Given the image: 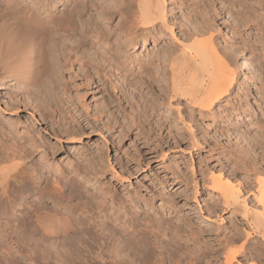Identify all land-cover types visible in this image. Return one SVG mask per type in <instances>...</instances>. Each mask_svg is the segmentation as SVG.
<instances>
[{"label":"bare ground","instance_id":"obj_1","mask_svg":"<svg viewBox=\"0 0 264 264\" xmlns=\"http://www.w3.org/2000/svg\"><path fill=\"white\" fill-rule=\"evenodd\" d=\"M185 1L180 0L179 5ZM224 1L223 6L228 9L226 14L236 22L231 23L233 26H224L230 27L231 37L223 33L217 23L216 18L220 15L217 6L208 8L204 3L193 2L187 9L185 20L188 23L184 21L189 24L187 27L184 23L169 21L168 12L172 9L168 8L166 0H0V84L11 82L20 92L35 98L34 107L41 121H49L55 131V114L60 120H65L66 116L74 121L78 117L84 121L88 119L87 113L78 108L83 94L75 87L73 95L71 78L83 77L117 100L122 92L128 101L123 91L126 89L135 96L136 85L140 82L151 87L147 97H152L151 90H156V98L168 109H175L181 130L191 138L192 144L197 145L192 124L195 112L201 118L219 116L221 113L215 108L226 101L229 104L223 109L226 122L223 127L227 130L235 107L228 97L239 81L241 66L246 63L242 60L239 64L238 57L245 59L246 52L259 51L253 57L260 64L264 58L263 1L254 0L257 7L248 0ZM237 4L243 12L238 10L240 16L231 17L229 11ZM183 7L188 6L184 4ZM252 20L260 31L259 35L254 34V41L251 40L256 44L249 43L245 38L248 34L245 37L242 34L245 32L242 27ZM164 31L170 33L168 43L159 44L146 55L135 56L130 52L131 46L139 40L144 51L148 50L147 40H162ZM129 65L133 66L128 68ZM110 101L114 102L111 98ZM180 101H184L186 113L181 112ZM65 103L66 107L72 106L78 116L64 107ZM106 104L104 101L102 106L107 107ZM141 105L145 112L157 111L156 104L150 99H142ZM99 111L101 114L102 110ZM133 117L131 115V121H134ZM235 125V136L241 141L246 140L245 133L251 132L250 127L247 125L244 132H240ZM259 127L264 128V120L259 121ZM0 130L4 129L0 127ZM138 130H143L142 125ZM171 131L169 127L168 133ZM3 132L7 134L10 130ZM34 133L22 131L20 138L27 144L22 147L16 143L15 151L0 139V264H24L18 259L21 256L36 264L84 261L93 264H179L167 263L164 258L154 260L151 249L158 241L151 234L142 232L140 235L136 228L122 233L119 223H116L118 227H105L106 233L103 227L96 228L93 216L86 215L81 209V206L89 207V201L83 199V183L73 177L62 190L54 185L58 183L54 177L51 182L44 179V185L40 184L43 185L40 187L41 176L36 175L33 168L31 170V164L28 167L25 163L33 153L28 146L38 149V153H46V149H40L41 146L35 143L37 135ZM259 138L257 135L248 137L246 148L249 149L245 152L254 151L253 148L259 146ZM251 140H254L252 144ZM12 141L16 142L13 137ZM254 152L253 158L252 153H247L246 158L237 149L231 151L230 156L227 154L232 164L243 172V180L231 178L221 171L210 170L207 176L221 209L233 214L236 224L246 223L248 228H235L233 232L232 228L230 235L223 237L219 233L214 244L202 246L196 242V237L191 238V245L184 246L171 235L172 241L164 244L169 255L173 258L180 255L185 264H264V244L252 243L253 233L264 242V152L262 149ZM194 185L196 188L197 182ZM117 219L115 217L113 221ZM167 224L170 227V222ZM116 233L123 235V240L119 241Z\"/></svg>","mask_w":264,"mask_h":264},{"label":"rangeland","instance_id":"obj_2","mask_svg":"<svg viewBox=\"0 0 264 264\" xmlns=\"http://www.w3.org/2000/svg\"><path fill=\"white\" fill-rule=\"evenodd\" d=\"M166 1L169 5L168 8L172 9L168 12L169 21L174 24L181 22L187 27H189V24L185 23H188L185 20L188 15L187 9L192 7L193 2L201 3L200 5L204 3L208 8L216 5L220 10V15L216 18L217 23L223 33H226L228 37L232 36L230 27L224 26H233L236 22L234 23L229 14H226L228 9L225 10L223 6L224 0H202L200 2L199 0H186L184 4L188 7H183L184 4L179 5L180 0ZM260 1H263L264 4V0ZM248 2L255 7L258 6L257 3L254 4V0H248ZM234 6L229 13H231V17H239L238 10L239 13L243 10L238 4ZM257 27L253 20L242 27L245 30L244 33L242 32L243 37L248 34L249 37L245 38L249 39V43L256 44L251 40L254 41L253 38L256 34L259 35L260 31ZM175 33L178 34L176 25ZM162 38L156 42L147 40L145 45L148 46V50L145 49V51L142 41L139 40L137 44L131 46L130 52L135 56L146 55L159 44L170 41L169 31L162 32ZM237 41H240V38H237ZM258 52H246L245 59L238 57L239 64L242 63V60H246V63L241 66L238 74L239 81L231 96L228 97V101L232 99L230 101L235 107L230 115L232 120L229 124L227 123V130L223 127L226 123L223 109L226 104H229L226 101H222L215 108L217 113H221H219L221 117L216 113L217 116L215 115L213 118L212 116L201 118L195 112L192 124L196 132L195 138L198 140L197 145L192 144L191 138L181 130L182 124L176 117L175 109H168L163 101L156 98L158 97L156 90L155 92L151 90L153 96L147 97V91L151 87L138 82L135 96L125 89L123 93L128 96L129 101L122 92L117 100L113 95L103 92L100 86H96L91 81L89 83L80 76H75L70 80L72 93L75 95V87L80 88L83 98L78 108L87 113L88 119L84 121L83 118L78 117L74 121L66 116L65 120H60L59 115L55 114L53 118L55 131L48 123L49 121L47 123L41 121L39 113L34 107L35 98H30L27 95L29 93L20 92V89L11 82L0 84V127L5 132L7 129L10 130V132H6L7 134H3L4 130L2 132L0 130V139L5 145L12 146L13 149L10 147V153L11 149L12 151L16 150V143L22 147L27 144L23 143L26 142L23 138H20L22 131L32 130L35 132L34 134L37 135L33 136L36 140L35 143L41 146L40 149H46V153H44L45 155L38 153V149L28 146L31 151L33 150V153L25 160V163L28 164V167L31 164V170L33 168L34 173L41 176L39 185H44V179L51 182L54 177L58 180V183L54 185L62 190L65 184L69 183L68 179L73 177L81 184L83 183V194L85 195H83V199L89 201V207L87 205H85L86 207L80 206L86 215L93 216L96 228L103 227L106 233L107 228L118 227L116 223H119L122 226L120 229L122 233L136 228L140 235L142 232H145L142 234H151V237H155L158 241L155 243L154 249H151L154 260L164 258L167 263L185 264V259L180 255L173 254V258L167 250L165 251L164 244L172 241L171 235L177 237L178 241L181 240L180 242L184 246L191 245L193 243L191 238L196 237V242L198 241L202 246L214 244L215 237L219 233L222 237L225 234L228 236L232 228L233 232L235 228L242 230L247 227L246 223L244 225L240 222L236 224L237 220L234 219V215L221 209L216 202L217 193L211 188L207 176L212 170L215 173L221 171L231 178L243 180V172L232 164L227 154L230 156V152L237 149L246 158L252 153L253 158L254 151L260 152L262 149L264 152V128L259 127V121L264 120V58L263 65L258 63V60L253 57L255 53L258 55ZM132 66L129 65L128 68ZM110 98L114 102H111ZM144 98L150 99L153 104H156L157 111L148 110L145 112L141 105ZM104 101L107 102V107L102 106ZM179 104L181 112L186 113L188 109L184 101H180ZM15 106L17 108L14 110ZM66 106H68L67 103L64 107ZM174 107L176 106H172V108ZM249 107H251V112ZM66 108L78 116L72 106ZM99 110H102L101 114ZM131 115L134 116V121H131ZM50 120L52 119L50 118ZM235 124L240 132L242 130L244 132L247 125L250 127L251 132L245 133V137L254 138L256 135L258 138L260 137L259 146H255L254 151L247 150L245 152V149H249V147L246 148L249 145L246 141L247 138L246 140L243 138L241 141L235 136L237 133L233 128ZM140 125L143 127L142 131L138 130ZM150 127H153V130H149ZM169 127L172 129L171 133H168ZM66 132L71 135L68 136ZM73 136L75 138H69ZM12 137L16 142H11ZM253 142L251 140L250 144ZM45 175L47 176L45 177ZM194 182H197L196 188ZM98 202L100 204H97ZM103 207H106L105 211ZM79 210L80 208H78ZM115 217L118 218L117 221H113ZM167 221L170 222V227ZM115 237L119 238V241L123 240V235L121 237L118 233L115 234ZM252 237L253 244H264L254 233ZM160 242L161 245H159ZM236 244L238 245L239 242ZM148 252L150 253V251ZM18 259L24 264H36L25 256ZM213 260L211 259V261ZM77 264L93 263L84 261Z\"/></svg>","mask_w":264,"mask_h":264}]
</instances>
